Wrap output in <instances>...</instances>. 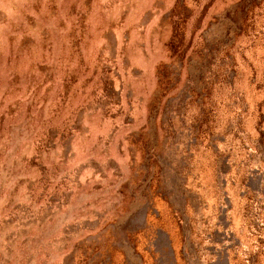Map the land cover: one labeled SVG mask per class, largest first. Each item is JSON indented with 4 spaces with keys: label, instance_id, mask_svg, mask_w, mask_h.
<instances>
[{
    "label": "rangeland",
    "instance_id": "1",
    "mask_svg": "<svg viewBox=\"0 0 264 264\" xmlns=\"http://www.w3.org/2000/svg\"><path fill=\"white\" fill-rule=\"evenodd\" d=\"M0 264H264V0H0Z\"/></svg>",
    "mask_w": 264,
    "mask_h": 264
}]
</instances>
